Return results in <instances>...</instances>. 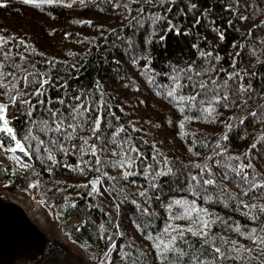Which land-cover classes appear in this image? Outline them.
<instances>
[{
  "label": "trees",
  "instance_id": "obj_1",
  "mask_svg": "<svg viewBox=\"0 0 264 264\" xmlns=\"http://www.w3.org/2000/svg\"><path fill=\"white\" fill-rule=\"evenodd\" d=\"M190 2L197 4L196 9L191 12L187 7ZM117 3L121 6L115 7ZM125 3L132 9L131 12L123 7ZM3 4L6 6L0 7V35L9 39L16 38L15 40L10 39V42L5 45L6 49L11 48L12 54L23 53L29 62L35 61L37 68L40 69L44 68L46 60L52 58L64 61L67 65L77 62L78 67L82 63L84 67L81 69L80 79H70L69 85L91 87L93 77L98 76L105 91L109 94L113 110L120 117L118 122L113 120V124L124 125L126 131L135 138L136 147L149 156V161L153 142L170 161L169 166L172 168V173L157 178L158 187L148 191V195L152 198L150 202L146 203L142 197L134 195L143 190L151 179L150 177L145 179L143 175L132 176L128 181L121 180L117 183V187H124L128 199L127 201L117 199L114 202L112 196L104 191V186L109 183L107 179L102 178L100 186L101 192L104 193L103 196H97L95 199L88 195V190L72 187L86 184L96 176L94 171L89 170L95 163L93 157L83 158L92 161V165L85 166L80 163L78 154L63 156L54 151L53 154L60 163L52 166L51 162L42 163L35 153L29 159L17 152L15 155L21 156L22 160L32 166L23 168L15 160L10 159L13 153L0 149V184L8 191L17 192L40 203L48 219L57 225L69 244L82 251L89 264H100L105 253L113 264H123L119 259L118 250L129 243L132 249L125 247V251H133L135 254L136 250H140L146 254L142 264H157L154 259L155 250L150 248V242L144 239L145 231L156 235L155 230L164 228L171 214L166 207L169 203L176 199L187 201L194 199L187 185L185 173L188 169L185 166L194 163L203 164L207 157L212 155L210 148L200 147V142L209 145L216 143L221 133L225 131V120L232 118L230 122L233 125L228 132L229 140L221 141L222 145H228V154L242 156L251 144L256 143L257 147L251 152L252 163L257 171L264 172V139H262L264 138V122L253 121L249 116L251 111H258L259 105L264 104V100L259 97L254 101L249 100L248 107L243 112L236 107L225 109L217 106V111L213 114L214 122L194 119L186 123L184 132L194 133L195 137L187 135L181 139L178 136L180 131L178 126L175 123L168 125L165 122L166 119L175 122L181 114L175 105L169 104L162 96L155 95L151 86L146 84L145 77L138 74L140 67L134 68L130 64V57L126 54L129 49L124 42L125 38L130 39L133 45L132 51L143 54L145 49L141 40L151 36L152 43L149 45L147 55L152 62L151 68L157 74L155 80L160 84L169 83L166 76L170 71L169 65L186 68L193 61L200 64V60L197 59L198 49H194L193 44L199 45V50L212 51L214 55L218 53L223 59L217 64V68L227 69L229 72L233 71L229 54L235 56V53L239 52L240 56L236 57V69H247L248 72L243 83L245 85L251 83L252 88L258 93H264V43H262L264 41V0H238V3L237 0H176L174 4L165 3L163 7L159 6L158 0H155L154 4H144L143 0L138 3H131L130 0H85L82 4L80 0H76L70 7L56 3H38L39 7H37L25 5L22 1ZM168 7H171L170 12L166 10ZM139 8L144 9V15L151 12L167 17L173 24L180 27L181 33L187 30L188 35L177 36L173 32L166 33L164 29L168 25L164 21L157 25L145 21L143 27L136 26L132 18L140 15L137 12ZM233 8L236 9L235 12L228 10ZM206 9V19L202 18L201 23L193 28L196 17ZM240 16L249 19L241 20ZM78 21L90 23H77ZM212 21H215V24ZM229 21L232 22L231 26H229ZM130 22H132L131 27L128 26ZM257 25L262 26L257 27ZM213 27L224 31V42L218 41L215 33L210 31ZM113 29L117 30L120 39L112 34ZM250 30L251 36H248L247 33ZM66 34H68L67 37ZM165 35L167 39L158 43L160 37ZM204 37H207V40H204ZM20 40H23L25 44L21 45ZM233 42L236 43V48H232ZM113 45L116 46L113 47ZM250 48L259 51L256 55H252ZM69 51L76 53V56H68ZM104 55L107 56V62L101 59ZM113 60H119L120 64L112 63ZM140 64L142 66L143 61ZM57 67L63 69L64 65L57 64ZM118 72L124 75V80L118 79ZM253 72L257 75L251 76ZM52 75L55 76L56 73ZM219 75L221 79L224 78L223 72ZM126 82L130 83L129 88L123 87ZM229 85H232V81H229ZM135 87H139L140 91H135ZM33 90L34 87L27 89L29 92ZM50 94L53 97L58 95L54 90ZM140 101L144 103L141 104ZM239 102L237 98V104ZM117 105L124 108L123 113L119 111ZM37 115L46 114L33 113L34 118ZM185 115L197 117L200 114L193 109L191 113L186 111ZM241 117H248L243 125L239 123ZM92 118L95 119V114ZM9 119L12 121L11 126L18 134L17 138H22L27 123L22 115L19 102L16 108L9 109ZM145 121L152 123H145ZM130 123H134L135 127L142 131L133 132L129 127ZM157 123L161 127H155ZM103 128L104 125H102ZM89 131L90 126L85 127L83 130H78V135L88 138ZM111 131L112 129L108 128L104 132V138H108ZM33 134L45 139L47 144V138L43 134L35 131ZM141 137L148 143H141ZM193 138L196 139L197 144L193 147V151L189 152L188 148L192 147ZM73 143L79 146L81 140H74ZM89 143H95V141L90 139ZM108 147L113 148L112 145ZM40 155L43 156L45 153L41 150ZM109 158L114 159V157ZM244 162L247 163V159ZM78 163L85 169L83 173L63 166V164H69L75 167ZM49 167H51L50 172L46 170ZM104 171L110 176L120 174L118 168H105ZM198 171V169H193L192 174L195 175ZM212 171L217 176L222 175L221 170L215 166ZM131 181L136 183L133 184ZM223 183L229 192L234 194L241 192L240 187L231 180L223 181ZM32 184H36L37 187H30ZM252 195L250 192L249 196ZM249 196L243 197L244 203L249 204V208L227 198L223 201L217 200L214 192L213 199L208 203L196 200L200 208L207 209L211 214L206 218L215 221L212 232L223 236L226 240L237 242L236 247L239 249V254L244 256L245 260H236L233 264H249L251 257L256 259L250 264H257V262L264 264V257L259 255L261 245L246 239L248 230L251 229L256 230L257 236L264 235V223H262L264 212H260L258 208H251V204L264 206V196L256 195L251 200ZM133 200L136 201L135 204L132 203ZM115 204L120 205L118 211ZM138 206L148 208L149 213H154L150 220L141 215ZM171 211L175 213L182 210L174 207ZM172 223L187 224L186 221H172ZM117 224L119 228L116 227ZM101 225H103V231L100 228ZM237 226L241 228L244 235L234 231ZM117 233H123V235H117ZM108 236L114 237L117 251L109 250ZM161 238L164 237L161 236ZM246 248L251 249V252H246Z\"/></svg>",
  "mask_w": 264,
  "mask_h": 264
},
{
  "label": "snow or ice",
  "instance_id": "obj_2",
  "mask_svg": "<svg viewBox=\"0 0 264 264\" xmlns=\"http://www.w3.org/2000/svg\"><path fill=\"white\" fill-rule=\"evenodd\" d=\"M25 5H34L39 7L37 0H22ZM42 3H54L55 0H41ZM85 0H80L84 3ZM131 3H138L140 0H130ZM176 0H158L160 7L165 3L172 5ZM144 4H154L155 0H143ZM238 3V0H237ZM6 4L0 3V7H5ZM69 7L71 5H68ZM117 3L115 7H120ZM123 7L131 12L132 9L125 3ZM188 11L191 12L196 9L197 4L190 2L188 4ZM171 11V7L166 9ZM236 11L235 8L228 9ZM137 12L140 14L133 17L136 26L143 27L145 21H150L152 25H157L164 21L168 27L164 29L167 32H173L179 36L181 34L188 35L185 30L181 33L180 27L173 24L167 17L159 13H151L144 15V9L139 8ZM207 9L201 12V15L196 17L195 23L192 25L195 28L201 23V19H206ZM239 19L247 20L248 17L240 16ZM90 23V22H77ZM215 24V21H212ZM232 22L229 21V26ZM132 26V22L129 23ZM262 25H257L261 27ZM210 31L214 32L216 38L221 43L225 40V33L215 27ZM112 34L120 39L117 30L113 29ZM68 34H66L67 37ZM251 36V30L247 33ZM10 39L15 40V37ZM9 38L0 35V149H4L14 155L10 157L23 168L32 167L31 164L21 159V156L15 155L19 152L23 156L31 159L33 153L42 163L51 162L52 166L60 163L57 157L53 154L54 151L61 153L63 156L69 154H78L80 163L85 166L92 165L91 160H84L85 156L93 157L95 159L94 166L89 170L94 171L96 176L89 180L86 184L73 185L72 187H79L88 190V195L93 197L103 196L100 190L102 178L107 179L109 183L104 186V191L112 196L113 201L121 199L127 201L128 195L123 186L117 187V183L121 180L128 181L129 177L136 175H143L145 179L151 178L149 183L143 190L134 193L135 196L142 197L144 201L150 202L152 199L148 195L149 189L155 190L158 187L156 183L157 178L161 176H168L172 173V168L169 166V158L157 147L156 143L151 144V157L145 155L136 147L134 139L128 133L122 124H113V120L119 121L120 117L116 115L113 110V105L109 94L105 91L101 79L98 76L93 77L91 87H82L78 85H69L70 79L79 80L81 69L84 65L81 63L77 66V62L67 65L64 61H58L55 58L46 60L43 69L37 68L36 62H29L27 56L23 53L12 54L11 48L6 49L5 45L10 42ZM167 36H161L158 43H162ZM207 40V37L203 38ZM83 42V41H81ZM124 42L129 49L127 55L130 57V64L135 67H140L139 75L145 77L146 84L151 86L156 96H162L169 104L176 106L178 112L181 114L177 121L166 119L168 125L176 124L180 131L178 136L184 139L187 135L195 134L185 133L184 129L186 123L192 122L194 119L211 120L214 122V113L217 111V106L225 109L236 107L243 112L248 107L249 100H255L259 97L264 100V93H258L256 89L252 88L251 83L245 85L243 83L244 77L248 75L247 69H236V57L240 56L239 52L235 56L229 54L232 61L231 68L233 71L229 72L227 69H218L217 64L223 59L218 53L213 54L212 51L199 50V45L193 44L194 49H198L197 59L200 64L193 61L186 68H178L175 65H169L170 71L166 74L169 81L168 84H160L155 80L157 75L154 69L151 68V60L148 59V48L152 43L151 36H147L141 40L144 45V53L137 54L132 51L133 45L130 39L125 38ZM19 43L24 45L25 42L20 40ZM264 43V41H262ZM116 45H113L115 47ZM27 47V45H25ZM235 42L232 43V48H236ZM35 50L33 49V52ZM258 49L250 48L252 55H256ZM31 54V53H30ZM39 55H43L39 53ZM68 56H76V53L69 51ZM103 62H107V56L101 57ZM258 59V57H257ZM143 61L141 66L140 62ZM112 63L119 65V60H113ZM57 64L64 65V68H58ZM224 73V78L221 79L219 73ZM243 72V75H242ZM56 73L55 76L52 74ZM73 73L75 75H73ZM255 72L251 76H256ZM118 79L124 80L122 73L118 72ZM8 82L5 83L4 81ZM232 81V85H229ZM34 87V90L29 92L27 89ZM124 88H129L130 83L123 84ZM56 91L58 95L53 97L50 93ZM135 91H140L139 87H135ZM231 95V98H230ZM247 97V98H245ZM239 98V104H237ZM35 101V102H33ZM17 102L22 109L27 126L24 130L22 138H17V133L11 126L12 121L9 119V109L16 108ZM143 104V101H140ZM121 113L124 108L119 105L116 106ZM195 109L200 115L194 117L192 115H185V112L191 113ZM44 113L46 115L35 118L33 113ZM259 113V115H258ZM95 114V119H93ZM253 121L264 122V104L259 105L258 111L254 110L249 113ZM19 117H17L18 119ZM232 118L224 121L225 131L221 133L216 143L209 145L200 142L201 148H210L212 155H209L205 163H194L186 165L188 171L185 173L187 178V185L191 195L194 197L192 201L183 199H176L172 203L166 205L171 213L168 216V222L162 230H155L156 235L150 232L144 234V239L150 242L149 247L155 250L154 259L157 264H233L236 260H245L244 256L239 254V249L236 247L235 240H226L223 236H218L212 232V226L215 223L212 219L206 218L211 214L207 209L200 208L196 200L199 199L204 203H208L213 199V192L217 200L223 201L225 198L237 202L245 208H249V204L244 203L243 197L249 196L251 192L253 195L249 196V200L253 196H264V172L257 171L255 165L252 163L251 156L252 149L257 147L256 143L251 144L248 151L241 155H230L227 144H221V141H228V132L233 125L230 122ZM248 117L239 118V123L243 125ZM151 124V121H145ZM102 125L104 128L102 129ZM90 126L89 137L84 138L78 135V130H83ZM155 127H161L160 124H155ZM133 132L142 131L135 127L134 123H130ZM111 128L112 131L108 138H104V132ZM41 133L47 138L41 139L34 135L33 132ZM123 134V135H121ZM146 134V133H145ZM81 140L80 145L73 143L74 140ZM94 140L95 143H89V140ZM141 143L147 144L148 141L140 138ZM264 139V138H262ZM34 142V147H33ZM197 141L192 140V147L188 148L189 152L193 151ZM112 145L113 148H109ZM41 150L45 155L41 156ZM199 155V153H195ZM109 157H114L110 159ZM247 159V163L244 160ZM65 168L70 170L84 172V168L80 167L78 163L75 167L69 164H63ZM213 166L219 168L222 175L217 176L212 171ZM105 168L120 169L119 176H110ZM199 171L193 175L192 170ZM51 171V167L46 169ZM38 175V174H37ZM231 180L234 184L240 187V193H231L224 186L223 181ZM135 184V181H131ZM90 186V187H89ZM30 187H37L36 184ZM212 189V191H210ZM59 190V189H58ZM157 198H159L157 196ZM132 203H136L135 200ZM75 206V205H73ZM117 211L120 205L115 204ZM178 207L182 211L172 213V209ZM251 208H258L260 212H264V206L251 204ZM138 211L141 215L148 217L149 220L154 213H149L148 208H140ZM248 215V213H245ZM255 218V217H253ZM172 221H186V225L179 223H172ZM264 223V222H262ZM119 228V225H116ZM140 227V225H137ZM103 231V225L100 226ZM235 232L244 235L240 227H235ZM123 235V233H117ZM161 236L164 238L162 239ZM110 242L109 250L117 251V245L113 236L107 237ZM246 239L252 240L253 243L261 245L259 255L264 257V235L257 236L256 230H248ZM125 247L132 249L131 243L121 247L118 250L119 259L123 264H142L145 253L140 250L125 251ZM246 252H251V249H245ZM255 257L249 258V264ZM100 264H113L107 256L100 261ZM259 264V262H257Z\"/></svg>",
  "mask_w": 264,
  "mask_h": 264
},
{
  "label": "rangeland",
  "instance_id": "obj_3",
  "mask_svg": "<svg viewBox=\"0 0 264 264\" xmlns=\"http://www.w3.org/2000/svg\"><path fill=\"white\" fill-rule=\"evenodd\" d=\"M14 1L22 0H0V3ZM75 1L54 3L68 7ZM14 201L21 205H13ZM0 264L89 263L82 251L69 244L57 225L48 219L40 203L0 184Z\"/></svg>",
  "mask_w": 264,
  "mask_h": 264
},
{
  "label": "bare ground",
  "instance_id": "obj_4",
  "mask_svg": "<svg viewBox=\"0 0 264 264\" xmlns=\"http://www.w3.org/2000/svg\"><path fill=\"white\" fill-rule=\"evenodd\" d=\"M12 204H13V205H15V204H16V205H18V206H20V205H21V203H20V202H15V201H14V202H12ZM42 222H43V221H42ZM40 223H41V222H40Z\"/></svg>",
  "mask_w": 264,
  "mask_h": 264
}]
</instances>
